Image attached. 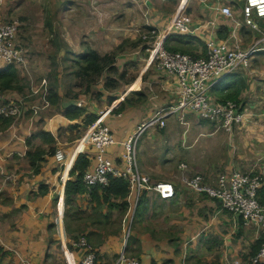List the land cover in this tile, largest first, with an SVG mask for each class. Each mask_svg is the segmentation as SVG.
<instances>
[{"label":"crops","instance_id":"crops-1","mask_svg":"<svg viewBox=\"0 0 264 264\" xmlns=\"http://www.w3.org/2000/svg\"><path fill=\"white\" fill-rule=\"evenodd\" d=\"M164 1L47 0L48 11L57 10L59 22L55 24L47 19L45 26L58 31L57 39L17 37V43L25 50L27 64L23 69L16 67L19 81L16 87L4 93L14 99L31 97V101L41 108L37 114L28 109L25 115L15 118L8 129L0 132V247L4 252L0 264H19L21 258L26 259L27 264H81L82 253L72 245L74 236L87 237L96 252L97 264H117L122 251L129 257L138 258L142 264H251L252 256L258 252H254L258 243L264 241V230L253 225L245 226L241 217L222 209L219 200L192 190L183 181V176L204 173L213 178L217 172L240 171L262 173L264 179V19L259 22L260 30L244 23L236 28L219 11L220 7L229 6L243 19L245 0ZM108 2H117L120 13L112 12L114 8ZM102 3L109 4V8L103 6L101 11L96 10V6L100 4L101 7ZM0 4V23H3L11 10L7 0H0ZM179 13L188 17L192 32H176L170 38V45L185 46L198 57L206 55L209 40L237 43L245 49L256 46L257 51L246 72L225 75L210 88L211 97L217 103L232 95L240 111L246 113L245 119L234 122L231 130L218 123L214 130H205L207 121L196 113V120L189 119L192 113L188 112L184 117L171 115L165 128H153L164 133L167 143L174 146L177 133L172 129V121L182 124L185 121L184 126H187L182 131L185 154L175 171L160 174L158 168L154 169L148 163L141 161L139 164L152 181L172 182L176 188L173 198L165 200L145 194L137 202L135 195H128L125 198L127 209L122 212L117 206L120 199L104 202L100 197L99 204L92 196L83 193L74 194L67 206L65 185L71 178L70 171L78 155L91 149L88 146L86 151L82 150L84 144L78 141L90 131L91 124L85 125L87 116L93 114L97 118L101 110L113 106L122 116L112 115L107 121L116 139L122 140L155 111L176 103L177 79L159 70L145 52H138L140 59L146 62L140 66L136 80L127 81L129 85L124 84L126 86L120 94L115 91L117 89L106 86V73L101 77L103 83L98 81L91 92H84V89L74 92L73 95L78 94L76 98L66 97L59 79L58 103L49 102L44 106L43 90L47 89L49 95V90L53 89L49 74L61 77L64 68L67 71L62 60L72 62L88 48L100 54L109 53L92 45L98 42L94 32L98 20L110 26L111 35L107 36L111 37L108 39L117 37L118 40L119 37L121 43L138 36L143 39L154 37L142 32L149 28L164 32L171 18ZM109 15L111 20H108ZM118 17L123 21L112 22ZM180 38H183L181 45ZM202 44L206 47L205 53ZM128 57L129 54H121L119 60ZM5 66L0 61V69ZM23 77L30 82L24 83ZM139 93L144 94V99L137 102ZM72 105L83 108V115L67 117L65 110ZM42 131L55 137L52 146L56 151L45 155L39 172L34 174L27 152L36 147L48 150V143L39 137L33 138ZM30 138H33L31 144L27 142ZM202 139L207 140L198 147ZM69 143L73 146L66 151L64 146ZM59 149L65 151L64 163L56 159ZM122 149L119 144L108 150L115 166L123 163ZM147 149L145 147V151ZM181 162H185L186 167H181ZM144 196L146 203L140 206ZM260 201L264 205V182Z\"/></svg>","mask_w":264,"mask_h":264},{"label":"built area","instance_id":"built-area-1","mask_svg":"<svg viewBox=\"0 0 264 264\" xmlns=\"http://www.w3.org/2000/svg\"><path fill=\"white\" fill-rule=\"evenodd\" d=\"M219 11L236 28L244 23L260 30L259 22L264 19V0H245L242 8L243 19H240L229 6L220 7ZM18 27L17 21L0 23V61L5 65L13 64L16 67L26 65L25 50L17 43ZM191 29L188 17L182 13L177 14L169 21L164 32L158 34L154 48L150 51L149 59L156 64V67L177 79L175 104L155 111L151 117L139 123L132 134L122 140L116 139L107 121V117L114 115L120 118L122 113L117 112L110 105L101 110L91 124L89 133L78 140L85 141L82 150L86 151L88 146L91 147L86 152L90 165L83 174L87 195H90L96 186L105 187L109 184L111 177H117L128 181L130 188L128 195H135L137 202L145 194L157 195L165 200L173 198L176 195V188L172 182L152 181L138 165L137 150L142 135L150 128H165L167 119L173 114H181V117H184L186 113L192 112L198 114L201 119L212 121L220 119L221 126L226 130H231L234 122L245 119L246 113L240 111L236 101L232 99L221 103L213 101L210 88L215 81L225 75L246 72L251 66L252 56L257 51L256 46L245 49L237 43L230 44L228 41L219 43L209 40L207 54L201 58L165 48L164 42L169 35L176 32L191 33ZM152 32L157 33L156 30ZM42 94V102L44 106H48L50 101L47 89H44ZM26 98H8L0 87V118H19L25 115L28 109L37 114L41 108L40 105ZM119 144L123 148V163L115 166L108 156V150ZM92 149L94 152H91ZM56 159L64 163L66 154L63 149L57 150ZM181 167L186 165L182 164ZM183 181L192 190L219 200L222 209L241 217L245 226L253 225L264 230V205L260 201L259 194L264 182L261 173L240 171L221 173L214 184L198 173L192 177L183 176ZM134 211L135 209L132 211L133 214ZM72 245L82 253L81 264H96V252L86 237L81 236L78 240H73ZM27 263L26 259L21 258L19 264ZM250 263L264 264V241L258 252L252 256ZM117 264L142 263L138 258L129 257L122 251L117 258Z\"/></svg>","mask_w":264,"mask_h":264},{"label":"rangeland","instance_id":"rangeland-1","mask_svg":"<svg viewBox=\"0 0 264 264\" xmlns=\"http://www.w3.org/2000/svg\"><path fill=\"white\" fill-rule=\"evenodd\" d=\"M7 1H8V8L11 11L8 13L7 17L5 16L3 22H10V21H17L18 22L19 27H18V36L17 37H19V39H24L27 37V35H28V37L36 36L38 38L43 36L45 40L47 38H52V37H54V39H57V36L59 35L58 31H55L52 27L46 28V26H45L47 19L50 22L51 21L53 23L55 22V24L57 22H59L58 11L56 10V12H55L54 9H51L48 11L49 5H48L47 0H7ZM164 2H169V0H165ZM108 3L110 4V2H108ZM134 3L136 4V2H134ZM170 3H173V2H170ZM109 4L102 3L101 7H99V5H100L99 4L98 6H96V10L101 11L103 6L109 8V6L111 5L114 8L112 10V12L114 10L116 12L117 11L119 12L118 8H116L118 6L117 2H113L110 5ZM135 6L133 7L134 9L136 8ZM71 16H73V15H70L69 17H71ZM106 16H108V15H106ZM108 20H111V15H109ZM112 20H113L112 22H114V23H116L115 21H123L121 19V17H118V18L112 19ZM98 23H99V25L95 27L96 31H94L95 34H97V36H98V39H97L98 42L94 43L92 45L94 46L95 49L101 47L102 48L101 50L105 49V50H108L109 53H117L118 60H116V66H114L113 69L111 71H109V73H106V76H109V78H117V81L114 83L113 88L117 89L115 91L119 92V94H120V91L123 89V86L125 87L126 85H129V84H127V81H131L133 79H134L133 81L136 80L137 76L139 75L138 71L140 69V66L142 64H144V62H146V60L140 59V56L137 53L141 52V54H142L145 52L146 57H148V59H149L150 51L154 48V44H155L156 40L158 39V34H160V33L158 31H157V33L156 32L153 33L152 32L153 28L152 29L146 28L147 30L146 31L143 30L142 32L152 34V35H154V37H151V38L147 37V38L143 39L141 36L140 37L138 36L135 40L122 41L120 43L119 37H118V40L116 39L117 37H115L114 40L108 39V37H111V36H107V35H111V32L109 31L110 26L107 23H105L101 20H98ZM113 33H114V30H113ZM73 45L77 46V44H73ZM19 46H21V45L19 44ZM102 52H104V51H102ZM121 54H123V56L129 54L128 59L123 58L122 60H119L120 59L119 57H121ZM206 54H207V52H206ZM202 57H205V56H202ZM199 58H201V57H199ZM62 62L65 63V66H67V71L65 72V68H64V73L60 74L61 77L59 76V78H58L57 74L50 73L49 74V78L51 79L50 85H53L55 83V81L58 84L59 79H60V82L63 83L64 89L66 91H68L67 89L71 87V84H73L74 89L72 91V94L74 92H81L84 89V85H85L84 81L79 77L77 79H75V78H73V76H71V73L77 69L72 67L73 63L69 60L65 59V60H62ZM26 64H27V58H26ZM20 68L23 69L24 67L20 66ZM106 76H104V78ZM101 77L98 80L99 83H103V79ZM106 78H108V77H106ZM23 79H24V83L30 82L25 77H23ZM41 82H42V79H41ZM124 84H126V85H124ZM59 86H60V84H59ZM2 91L5 92L3 89H2ZM26 99H30V98L27 97ZM190 115H191V117L189 119L196 120L197 117L195 116V113H192ZM204 121H207L204 123V125H207V127H208L205 130H214L216 123H218L220 125L222 124V120H220V119L215 120L214 121L215 124H212V121H210V120H204ZM204 121H200V122H204ZM183 123L185 124V121H183ZM184 124H182L181 122H179L177 120H173L171 123L172 129L175 130L177 133L176 137L174 138V146L169 145L167 143L166 135L164 133H161L160 131H157L153 128L148 129L142 135V137L139 141V144H138V150H137L138 165L139 164L141 165L142 162L146 163V164L148 163L154 169L158 168L157 170H158V173H160V174L161 173L167 174V173L175 171L177 169L179 160L182 159L184 154H185V150L182 147V142H183L182 131L186 130L187 126H184ZM171 126H170V128H171ZM193 127H194V129H196L197 125L194 123ZM217 128H219V127H217ZM198 130L201 131L202 129L200 128ZM206 140L207 139H202V141L198 144V147L201 146V144ZM72 146H73V143H69L68 145H66V147L64 146V148H66L65 150L67 151V149L71 148ZM145 147H148L149 149H147L145 151ZM141 153L143 154L142 156H141ZM216 161H217V159H216ZM180 164H186V163L181 162ZM220 173L221 172H217V175L213 178L207 177L204 173H199V174L204 175L205 179L208 182H217V178H218ZM193 175H196V173L195 174L193 173ZM193 175H190L189 177H192ZM262 176H263V174H262Z\"/></svg>","mask_w":264,"mask_h":264},{"label":"trees","instance_id":"trees-1","mask_svg":"<svg viewBox=\"0 0 264 264\" xmlns=\"http://www.w3.org/2000/svg\"><path fill=\"white\" fill-rule=\"evenodd\" d=\"M153 30H156L153 28ZM157 31V30H156ZM174 34L169 35L165 42V48L171 51H181L183 53H189L193 57L199 58L196 56L191 49H188L187 47H178L177 45H170V38ZM183 42V38H180L179 43ZM204 53L206 52V47L202 44ZM206 54V53H205ZM206 56V55H204ZM116 60H117V53H106V54H100L98 51L88 48L84 54H82L80 57H77L74 61H72V67H74L77 70H73L74 72L71 73V76L73 78L77 79L78 77L81 78L85 85H84V92H91L92 87H94L101 76H103L105 73H109L113 69L114 66H116ZM73 68V69H74ZM106 86L107 87H114V83L117 81V78H109V76H106ZM72 78V77H71ZM19 81L18 78V72L16 69V66L13 64L6 65L4 68L0 69V87L5 91L8 89H12L16 87L17 83ZM57 82L52 85L53 89L49 90L50 94L48 95L49 101L53 103H58L59 96L57 92ZM72 87L70 89H67L66 91V97L69 95L71 97H78L76 95L72 94ZM139 97L137 99V102L142 101L144 99V94L139 93ZM229 98L223 99V101H226L227 99H232V95L227 96ZM130 101V100H128ZM122 109V108H121ZM85 110L81 107L72 105L68 107L65 110V114L67 117H80L83 115ZM119 112V111H117ZM96 120L95 115H89L85 119V125H90ZM15 121V118L13 117H2L0 118V132L8 129L13 122ZM77 126V125H75ZM41 138L44 142L49 144V148L47 149H41L40 147H36L34 151L29 150L27 152V157H29L30 164L33 170V173L36 174L39 172L41 168V162L45 160L46 154H54L56 149L54 146H52V143L55 142V137L49 133V132H38L33 135V138ZM30 138L27 140L29 144H31L32 139ZM77 154V153H76ZM76 156V155H75ZM75 158V157H74ZM73 158V160H74ZM72 160V162H73ZM71 162V163H72ZM90 165V160L87 153H80L74 163L73 168L70 171V179L66 182L65 185V195H66V205L68 206L72 202V196L75 194H83L87 192V188L85 186V183L83 182V174L87 167ZM263 188V186H262ZM262 188L259 190V194L262 190ZM129 184L128 181H126L123 178H117V177H111L110 182L107 186H96L91 192L90 196H92L93 199L97 200L99 204H101L100 197H102L104 202L110 201L111 199H120V203H117V206L121 208L122 212H125L127 209V202L125 201V198L129 194ZM144 203H146V197L144 196L140 206H142ZM79 237L74 236V240H78ZM87 238V237H86ZM261 245V241L258 243V246L255 253L258 251L259 247ZM71 247V245H70ZM3 249L0 247V256L3 254ZM97 264V261H96Z\"/></svg>","mask_w":264,"mask_h":264},{"label":"bare ground","instance_id":"bare-ground-1","mask_svg":"<svg viewBox=\"0 0 264 264\" xmlns=\"http://www.w3.org/2000/svg\"><path fill=\"white\" fill-rule=\"evenodd\" d=\"M83 144L85 143V141L82 142Z\"/></svg>","mask_w":264,"mask_h":264}]
</instances>
